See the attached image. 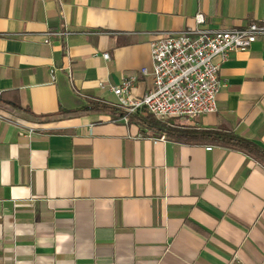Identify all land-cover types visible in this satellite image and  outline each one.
Here are the masks:
<instances>
[{"label":"crops","instance_id":"1","mask_svg":"<svg viewBox=\"0 0 264 264\" xmlns=\"http://www.w3.org/2000/svg\"><path fill=\"white\" fill-rule=\"evenodd\" d=\"M197 14L243 28L262 0H0V264H264L262 164L86 109L150 90L151 41ZM213 62L217 110L170 122L264 148V35Z\"/></svg>","mask_w":264,"mask_h":264},{"label":"built area","instance_id":"2","mask_svg":"<svg viewBox=\"0 0 264 264\" xmlns=\"http://www.w3.org/2000/svg\"><path fill=\"white\" fill-rule=\"evenodd\" d=\"M195 20L196 27L163 32L151 41L153 87L145 94L131 96L130 90L137 80L135 75L110 86L118 99V108L122 110L119 121L127 123L131 115L140 112H147L163 122L171 119L192 120L215 112L221 82L219 66L213 62V58L220 56L225 59L232 51H247L264 35V0L260 19L243 28L211 30L202 27L204 18L201 14H197ZM68 34L66 28L47 31L43 41L49 43L51 35L63 39ZM103 57L108 58V53H103ZM63 69L68 75L71 74L69 67ZM54 70V67L50 68V73ZM140 71L148 73L146 68ZM99 86H102L101 82ZM158 138L166 139L164 135ZM211 148V145L206 146L207 150Z\"/></svg>","mask_w":264,"mask_h":264},{"label":"trees","instance_id":"3","mask_svg":"<svg viewBox=\"0 0 264 264\" xmlns=\"http://www.w3.org/2000/svg\"><path fill=\"white\" fill-rule=\"evenodd\" d=\"M88 108L110 109L114 117L117 118L122 115L121 109L113 108L107 104L93 103L86 107V109ZM130 120L138 123L144 129L150 130L156 134H163L166 138L171 140L189 143L206 141L215 145L241 151L264 166V148L252 140L237 135L231 130L178 126L170 121H159L147 112L133 114L131 115Z\"/></svg>","mask_w":264,"mask_h":264},{"label":"rangeland","instance_id":"4","mask_svg":"<svg viewBox=\"0 0 264 264\" xmlns=\"http://www.w3.org/2000/svg\"><path fill=\"white\" fill-rule=\"evenodd\" d=\"M175 120H176L175 122L178 121V123H181V122H185V121H187V120H184V119H175Z\"/></svg>","mask_w":264,"mask_h":264}]
</instances>
